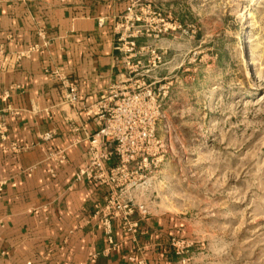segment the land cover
<instances>
[{
  "label": "rangeland",
  "instance_id": "374dc122",
  "mask_svg": "<svg viewBox=\"0 0 264 264\" xmlns=\"http://www.w3.org/2000/svg\"><path fill=\"white\" fill-rule=\"evenodd\" d=\"M124 1L121 43L160 111L128 196L184 221L187 264H264V0Z\"/></svg>",
  "mask_w": 264,
  "mask_h": 264
},
{
  "label": "crops",
  "instance_id": "0c3cea01",
  "mask_svg": "<svg viewBox=\"0 0 264 264\" xmlns=\"http://www.w3.org/2000/svg\"><path fill=\"white\" fill-rule=\"evenodd\" d=\"M125 7L124 0H0L7 52L0 117L9 127L0 145V264H180L170 241L184 235L182 219L151 213L135 235L116 220L112 245L95 214L107 188L76 180L89 138L104 124L89 108L124 76L117 20ZM54 70L77 84L76 106L64 102ZM11 143L28 148L15 153Z\"/></svg>",
  "mask_w": 264,
  "mask_h": 264
},
{
  "label": "built area",
  "instance_id": "2783aa9c",
  "mask_svg": "<svg viewBox=\"0 0 264 264\" xmlns=\"http://www.w3.org/2000/svg\"><path fill=\"white\" fill-rule=\"evenodd\" d=\"M125 36L119 30L118 49L122 53L124 76L112 83L89 108V113L97 111L104 124L90 136L87 160L76 174L78 181L89 180L97 186L107 188L105 202L97 208L95 214L101 216L108 241L112 245L114 221H120L126 232L135 235L139 221L151 214L146 204L137 203L128 195L138 187V181L144 184L146 178L152 176V146L157 143L155 131L160 112L153 89L142 87L139 79L135 80L138 64H132V61L139 51L134 41L122 46ZM6 57L5 47L0 43V62ZM52 74L62 86L64 102L72 107L76 106L79 97L77 84L59 70L52 71ZM9 95L6 90L2 98L6 99ZM7 110L15 111L11 107ZM8 133L9 127L0 117V145L8 139ZM48 138L50 135L44 136V139ZM27 148V145L16 143L9 145V150L15 153ZM52 157L63 161L65 156L63 153H56ZM1 191L0 184V193ZM170 245L180 257V264H187L186 253L190 243L184 239L172 238Z\"/></svg>",
  "mask_w": 264,
  "mask_h": 264
}]
</instances>
